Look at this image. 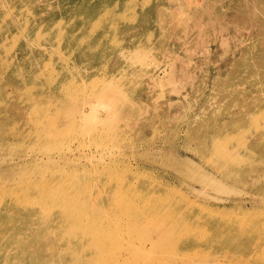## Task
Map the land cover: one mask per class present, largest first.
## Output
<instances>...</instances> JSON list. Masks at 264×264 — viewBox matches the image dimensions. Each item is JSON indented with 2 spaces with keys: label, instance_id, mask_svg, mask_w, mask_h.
I'll return each mask as SVG.
<instances>
[{
  "label": "rangeland",
  "instance_id": "rangeland-1",
  "mask_svg": "<svg viewBox=\"0 0 264 264\" xmlns=\"http://www.w3.org/2000/svg\"><path fill=\"white\" fill-rule=\"evenodd\" d=\"M70 102L79 114L46 127L50 105ZM231 154L263 165L240 164L252 167L245 183L220 191L209 160ZM153 188L177 220L171 247L208 218L241 250L200 264H264V0H0V264H42L56 250L76 264L77 244L111 235L98 217L107 204L127 213ZM154 215L145 221L165 227ZM36 245L44 255L14 258ZM183 250L177 264L196 249ZM157 254L174 257L161 242L130 264Z\"/></svg>",
  "mask_w": 264,
  "mask_h": 264
},
{
  "label": "bare ground",
  "instance_id": "bare-ground-1",
  "mask_svg": "<svg viewBox=\"0 0 264 264\" xmlns=\"http://www.w3.org/2000/svg\"><path fill=\"white\" fill-rule=\"evenodd\" d=\"M57 91L59 94H61L59 90ZM57 102H60V100H58ZM257 104L261 109L263 101ZM50 106L54 107L55 110L51 121H45L46 127L54 125V117H68L72 113H75L77 115L79 114L78 109L72 102L67 103L61 108H57V104H51ZM255 108L257 107L255 106ZM78 117H80V115ZM68 127L71 128L72 124H69ZM202 151L205 152L202 155V158L205 159L209 156L206 150L202 149ZM233 155L234 154H231L228 157H222L220 160H209V162L213 166L214 175L221 178L216 179L215 177H211V183L214 188L220 191L223 190L224 187H227L229 185L228 181L241 184L245 183V174L250 172V169L252 167H249V170L245 171L240 169V164H249L251 166L263 165V162L253 161L252 159H250V157L252 156L251 154L247 157H243L242 159H240L237 155ZM238 167L239 169H237ZM236 169L244 171L245 173L237 172ZM198 182H200L201 184H207L209 183V180H207L205 176L200 175V177L198 178ZM98 204L100 206L106 205V203L101 200H98ZM168 204L169 196H167L159 188L152 189L150 198H146L144 195L142 200L139 199L138 201H135V204L132 205L133 207L127 213L122 209L121 206L117 204H113L111 206L107 204L101 210V214H99L98 217L104 222H107L105 224V229L111 235L105 239H102L99 243H95L92 239H90L84 246L77 244V247L82 250V253L80 256H78L76 264H87L84 255L92 249L97 251H109L111 248L116 250L118 249L116 258L111 257L110 259L114 262L112 264H130L131 255H134V253L138 252L145 253L150 247H152L153 244L162 242L163 248H165L166 246L168 249L174 251V257H172L169 261L171 262V264H177L178 255H180V257L183 256V249L187 250V248L190 249V247H194L196 250L192 251L193 257H188L187 262L185 263L200 264V262L207 258V256L214 255L218 250L228 252L237 247L228 236L223 235V232L228 230V226L223 222L214 221L208 218H201L184 226L182 229L181 238H178L174 242V246L171 247L169 245L171 236L173 235L171 227L175 225L177 220L175 219V217H173L172 214L163 211ZM148 212L155 214L154 218L159 219L161 222H163L165 227H151L144 219L145 214H147ZM69 221L71 220L67 219V217L61 218V222L63 223ZM34 229V231H32V229H27V231H29L27 233L36 234V228ZM115 234H117L116 237L114 236ZM121 235H126L128 237V248H121ZM9 236H13V234L11 233ZM130 236H133L132 242H130ZM74 243H76V241H74ZM237 250H241V248L237 247ZM60 252H63V250L52 251L51 254L53 256L51 260H46L42 262V264H63L64 261L60 257ZM27 254L33 255L35 257H40L45 254V251H43V249L39 248V246L36 245L31 249L27 247V249L15 251L13 255L15 258L16 256L23 257ZM159 258V254L155 255L150 259L148 264H160ZM92 262L93 261H89V264H92ZM222 264L232 263H229L227 260L223 259Z\"/></svg>",
  "mask_w": 264,
  "mask_h": 264
}]
</instances>
